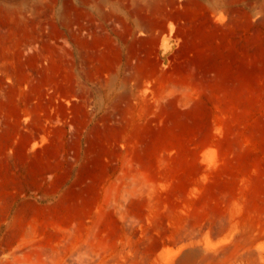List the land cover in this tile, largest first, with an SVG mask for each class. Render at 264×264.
Instances as JSON below:
<instances>
[{"label":"rangeland","instance_id":"rangeland-1","mask_svg":"<svg viewBox=\"0 0 264 264\" xmlns=\"http://www.w3.org/2000/svg\"><path fill=\"white\" fill-rule=\"evenodd\" d=\"M0 264H264V0H0Z\"/></svg>","mask_w":264,"mask_h":264}]
</instances>
